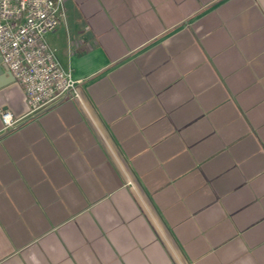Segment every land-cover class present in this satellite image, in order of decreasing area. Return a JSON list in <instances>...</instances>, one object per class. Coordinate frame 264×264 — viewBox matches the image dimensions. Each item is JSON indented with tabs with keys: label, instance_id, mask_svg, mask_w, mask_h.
<instances>
[{
	"label": "crops",
	"instance_id": "0c3cea01",
	"mask_svg": "<svg viewBox=\"0 0 264 264\" xmlns=\"http://www.w3.org/2000/svg\"><path fill=\"white\" fill-rule=\"evenodd\" d=\"M63 1L82 99L0 88V264H264V0Z\"/></svg>",
	"mask_w": 264,
	"mask_h": 264
},
{
	"label": "built area",
	"instance_id": "2783aa9c",
	"mask_svg": "<svg viewBox=\"0 0 264 264\" xmlns=\"http://www.w3.org/2000/svg\"><path fill=\"white\" fill-rule=\"evenodd\" d=\"M65 18L63 0H0V57L25 93L30 115L64 101L82 99L81 81L65 69L47 42ZM4 130L16 126L2 111Z\"/></svg>",
	"mask_w": 264,
	"mask_h": 264
},
{
	"label": "water",
	"instance_id": "95a60500",
	"mask_svg": "<svg viewBox=\"0 0 264 264\" xmlns=\"http://www.w3.org/2000/svg\"><path fill=\"white\" fill-rule=\"evenodd\" d=\"M15 79L13 77V75L8 72L6 69H4L3 65H2V60L0 57V88L14 82Z\"/></svg>",
	"mask_w": 264,
	"mask_h": 264
}]
</instances>
